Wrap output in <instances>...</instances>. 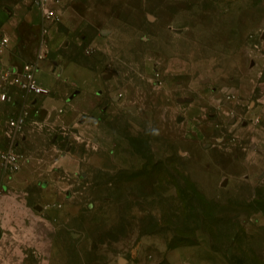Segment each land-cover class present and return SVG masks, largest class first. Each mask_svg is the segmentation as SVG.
I'll list each match as a JSON object with an SVG mask.
<instances>
[{
	"label": "rangeland",
	"instance_id": "obj_1",
	"mask_svg": "<svg viewBox=\"0 0 264 264\" xmlns=\"http://www.w3.org/2000/svg\"><path fill=\"white\" fill-rule=\"evenodd\" d=\"M53 3L55 53L110 75L69 120L24 115L0 264H264V0Z\"/></svg>",
	"mask_w": 264,
	"mask_h": 264
},
{
	"label": "crops",
	"instance_id": "obj_2",
	"mask_svg": "<svg viewBox=\"0 0 264 264\" xmlns=\"http://www.w3.org/2000/svg\"><path fill=\"white\" fill-rule=\"evenodd\" d=\"M25 2H28L27 7L21 13L17 24L10 28H3V31L5 30V34L9 38L7 47L2 55V63L4 65L20 64L23 60L32 57L37 48L40 39V17L36 8L31 4V0H25ZM63 38L64 37L57 30L55 23H50L47 26L46 37L44 35L43 38L45 42V55L41 58L43 59V67L41 69L45 70L44 66L49 67L48 62L50 59L60 58L63 62L61 63V67L58 68V72L54 68H51V70L47 69L45 78H39V76L36 75L37 71L35 72L37 81L41 80L38 83L49 89L56 90L57 93L55 96L53 94H27L24 99H22L16 91L12 104L5 101L0 102V104L6 106L3 111H0V123H3L7 115L16 113L20 105L24 102L26 104L27 101L32 102L36 106L40 105L41 108L46 109L49 117L54 116L53 121L55 122L58 120L61 121L62 119L69 120L75 114L78 107V101L66 102V100H64L69 92L82 90L85 92L96 91L99 93L102 77H107L110 74L100 72L98 65H96L95 68H89L83 64L81 60L67 59L62 55L56 54L55 50L61 45ZM15 44L19 45L17 49L14 48ZM23 45L26 47L24 48ZM28 45H33V47L27 48ZM61 70H63V74H61ZM52 76H55V80H52ZM59 108L60 111H58ZM62 108H64L63 111H61ZM2 141L0 133V144H2Z\"/></svg>",
	"mask_w": 264,
	"mask_h": 264
},
{
	"label": "built area",
	"instance_id": "obj_3",
	"mask_svg": "<svg viewBox=\"0 0 264 264\" xmlns=\"http://www.w3.org/2000/svg\"><path fill=\"white\" fill-rule=\"evenodd\" d=\"M55 0H31L36 8L39 20V35L37 48L30 59L23 60L18 65H4L2 55L8 44V37L0 33V102L10 104L14 102L16 91L24 99L27 94H43L46 90L38 83L35 71L38 68L37 61L45 55V42L47 26L57 18V9L53 5ZM88 51V49H86ZM48 90V89H47ZM37 112V106L32 102L22 103L18 111L7 115L1 125L2 144L0 146V167L7 172H12L19 167L20 153L15 148V137L24 124V115L29 109Z\"/></svg>",
	"mask_w": 264,
	"mask_h": 264
},
{
	"label": "water",
	"instance_id": "obj_4",
	"mask_svg": "<svg viewBox=\"0 0 264 264\" xmlns=\"http://www.w3.org/2000/svg\"><path fill=\"white\" fill-rule=\"evenodd\" d=\"M177 119H180V116L177 117ZM40 206H36V208H39Z\"/></svg>",
	"mask_w": 264,
	"mask_h": 264
}]
</instances>
